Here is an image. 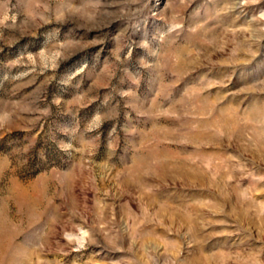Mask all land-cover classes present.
Segmentation results:
<instances>
[{"label":"rangeland","instance_id":"1","mask_svg":"<svg viewBox=\"0 0 264 264\" xmlns=\"http://www.w3.org/2000/svg\"><path fill=\"white\" fill-rule=\"evenodd\" d=\"M0 264H264V0H0Z\"/></svg>","mask_w":264,"mask_h":264}]
</instances>
